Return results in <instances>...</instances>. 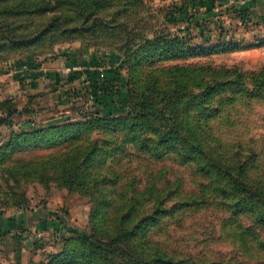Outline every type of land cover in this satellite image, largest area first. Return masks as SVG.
Wrapping results in <instances>:
<instances>
[{"label": "rangeland", "instance_id": "rangeland-1", "mask_svg": "<svg viewBox=\"0 0 264 264\" xmlns=\"http://www.w3.org/2000/svg\"><path fill=\"white\" fill-rule=\"evenodd\" d=\"M263 1L258 5V0H215L213 12L218 15L207 22L189 23L192 35L187 36L184 54L153 68L212 65L242 72L260 71L264 68ZM183 5L192 10L191 0H0V28L14 30L16 36L36 41L31 47L23 48L0 41V70L4 66L13 68L18 59L52 55L67 43L113 51L118 59L113 57L111 62L120 66L123 58L133 51L135 60L138 59L139 48L147 41L171 38L185 30L187 22L179 12ZM241 8L249 14H240ZM18 11L25 13L15 16ZM205 11L206 5L198 7V12ZM151 61L147 58L142 64ZM85 66L82 71L86 74L91 67L98 69L91 64ZM128 72L127 67H121L123 77L128 76ZM2 84L0 79V107L7 99L2 98ZM81 87L79 81L68 90L62 89L59 100L48 103L34 99L37 96L19 98L15 89L11 90L21 114L13 117L11 127L0 125V213L12 218L15 208H43L54 221V229L45 224L42 233L22 226L18 228L22 235H13L12 239L8 236L11 231L7 230L1 238L7 240V249L19 246L18 240H30L27 244L21 243L26 264H65L72 255L64 254L77 247L76 240H88L95 253L76 254L73 264H132L135 244L144 250L159 246L172 254L174 264H264V234L256 217L243 216L227 208L215 192L216 185L198 172L194 163H180L176 158L153 161L129 147L118 159L107 161L109 170L119 180L117 186L104 195H112L114 201L106 205L94 200L89 193H83L84 190L71 189L59 180L61 157L55 148L11 145L13 133L28 131L34 123H44L40 115L38 118L23 113L24 107L28 111L31 107L38 113L59 114L75 102L84 104L83 96L75 91ZM67 95L73 98L72 104L63 107L67 103L58 102ZM241 103L236 106L228 125L222 122L215 125L218 134L225 138L228 157L235 158L233 165L224 164L226 178L238 176L237 154L246 156L253 152L257 168L249 172V180L253 188L264 190V184L257 183L264 177V103ZM70 115L74 119L78 117L77 113ZM93 136L102 140L106 137L100 131ZM161 190L170 195L163 200H168L169 206L181 202L188 206L174 214L165 212L157 226H146L143 220L144 225L139 226L138 221L145 212L154 207L150 198H161L158 192ZM134 192L143 194L135 203L137 211L134 217L126 220L123 216L125 220L120 222L121 215L128 213L132 203L127 209L121 206L119 194L134 196ZM95 194L100 198V192Z\"/></svg>", "mask_w": 264, "mask_h": 264}, {"label": "trees", "instance_id": "trees-1", "mask_svg": "<svg viewBox=\"0 0 264 264\" xmlns=\"http://www.w3.org/2000/svg\"><path fill=\"white\" fill-rule=\"evenodd\" d=\"M191 1L192 10L185 8V5L179 8L180 15L187 22L180 34L147 41L146 45L139 48L138 59L135 60L133 51L123 58L119 68L105 71L104 78H100L98 72L87 71L90 84L83 95L84 104L75 102L70 108L78 117L74 119L68 116L41 124L34 123V127L28 131L13 133L10 144L16 147L33 145L55 148L61 157L59 180L71 189L84 190L83 193H89L94 200L106 205L114 201L112 195H104L108 194L111 187H116L119 180L109 170L107 161L118 159L129 147L153 161L176 158L180 163H194L198 172L216 185L215 192L227 208L243 216L254 215L264 234V190L253 188L249 180V172L257 168L254 164L256 154H237L238 176L226 178L224 164L233 165L235 158L228 157L224 149L225 138L218 134L215 126L221 122L228 125L233 120L236 106L241 102L246 105L264 103V68L252 73L212 65L153 68L184 54L187 36L192 35L189 28L193 22H207L218 15L213 12L215 0ZM203 4L206 5V11L198 12V7ZM23 13L18 11L14 15L22 16ZM244 13L249 14L248 10L242 9L240 14ZM0 41L14 48L31 47L36 42L16 36L14 30L5 31L4 27L0 28ZM147 58L152 61L142 64ZM121 67H127L128 76H122ZM149 67L151 71H148ZM82 73L72 71L62 78L65 84H71ZM193 77L194 82L191 83ZM2 103L0 125L11 127L13 117L21 112L11 98ZM96 131L104 133L106 137L103 140L94 137ZM257 183L264 184V177ZM220 185L223 187L219 188ZM97 192H100V198L96 196ZM158 192L161 198H150V204L154 207L145 212V216L138 221L139 226L144 225L142 220L146 226H157L161 224L165 212L174 214L181 207L188 206L186 202L169 206L166 204L168 200H163L164 196L170 198V195L163 190ZM133 195L119 194L121 206L127 209L132 203L127 209L128 213L121 215L120 222L125 220L123 216L127 220L134 217L137 211L135 203L143 194L134 192ZM242 204L244 206H239ZM75 243L77 247L66 250L64 254L72 255L65 264H73L72 259L76 254L87 256L95 253L88 240H76ZM133 248L132 264H174L172 254L157 245L150 246L148 250L140 248L139 244Z\"/></svg>", "mask_w": 264, "mask_h": 264}, {"label": "crops", "instance_id": "crops-1", "mask_svg": "<svg viewBox=\"0 0 264 264\" xmlns=\"http://www.w3.org/2000/svg\"><path fill=\"white\" fill-rule=\"evenodd\" d=\"M260 1L261 0H258V5H260ZM255 4H257V1ZM113 57L118 59V56L113 51H104L102 48L95 47L82 48L79 45L67 43L59 46L55 50V53L49 56L40 58L26 57L22 60H15L16 66L13 68L4 66L2 70H0V79L4 82V84L1 85L4 91V96L2 98L7 97L12 99L14 96L10 93L12 89H15V93L19 94V98H25L28 95L37 96L34 99H41L48 103L53 100H59V93H61L60 91L62 89L68 90L71 85L74 86L79 81L82 87L79 88V90H74L79 93L78 95L83 96L88 91L87 88L90 84L87 74L82 71L83 68H86L85 64H91L92 66H97V68L106 69V71L112 68V65H114L113 68H119V66H116L115 62H111ZM107 60L111 62V65L107 63ZM62 66L72 67L75 68L74 71H82L83 73L73 83L65 84L63 78L68 76V74H62L60 72L59 68ZM90 69L91 72L95 71L97 73L94 67ZM17 94L15 98H18ZM70 94L72 93L70 92ZM72 99L71 96L67 95V98L63 97L58 103L66 102L67 104L63 107H68L72 104ZM30 110L31 111H28V108L24 107L21 111L23 113L35 115L38 118L41 116L40 118L43 119L44 122H49L56 118L61 119L68 117L71 116L70 113H72L70 108L55 115L54 112L51 114L45 113V111L38 113L37 110L31 107ZM43 114L45 115L43 116ZM11 216L12 218H8L6 215L0 213V264H26V257L24 250H22L21 243L27 244L31 241L18 240L19 246H13L14 249H7V240H1V238H3V233L7 230L11 231L8 236L12 239L13 235H15V237H17V234L22 235L21 229H18L22 226L27 230L34 229V231L45 232V224L47 226L48 224L52 226L51 228L53 230L54 221L50 215L47 214L45 209L35 207L30 210L15 208ZM47 230H49L48 227ZM17 247L19 249L15 250Z\"/></svg>", "mask_w": 264, "mask_h": 264}, {"label": "built area", "instance_id": "built-area-1", "mask_svg": "<svg viewBox=\"0 0 264 264\" xmlns=\"http://www.w3.org/2000/svg\"><path fill=\"white\" fill-rule=\"evenodd\" d=\"M60 69V72L62 73V74H69V73H71L72 71H74L75 70V68H72V67H64V66H62V67H60L59 68ZM96 71L98 72V74H99V76H100V78H104V76H105V70L103 69V68H98V69H96Z\"/></svg>", "mask_w": 264, "mask_h": 264}]
</instances>
